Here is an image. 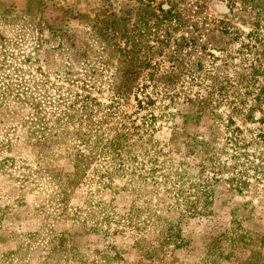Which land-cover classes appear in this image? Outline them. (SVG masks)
<instances>
[{
    "label": "rangeland",
    "instance_id": "rangeland-1",
    "mask_svg": "<svg viewBox=\"0 0 264 264\" xmlns=\"http://www.w3.org/2000/svg\"><path fill=\"white\" fill-rule=\"evenodd\" d=\"M21 211L60 264H264V0H0Z\"/></svg>",
    "mask_w": 264,
    "mask_h": 264
},
{
    "label": "crops",
    "instance_id": "crops-1",
    "mask_svg": "<svg viewBox=\"0 0 264 264\" xmlns=\"http://www.w3.org/2000/svg\"><path fill=\"white\" fill-rule=\"evenodd\" d=\"M21 216L20 224L12 225L8 222L0 223V264H12L9 258L16 256L18 264H60L61 250L58 246L53 245L49 248L48 253L44 254V247L29 246V243L19 240L15 233H38L41 223L36 224L35 229H30L29 220H24L26 215L24 211L19 213ZM31 224V223H30ZM35 225V224H34ZM15 228V229H14ZM26 228V229H25ZM22 235V234H21Z\"/></svg>",
    "mask_w": 264,
    "mask_h": 264
}]
</instances>
